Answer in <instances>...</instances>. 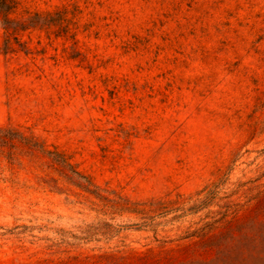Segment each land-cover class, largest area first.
<instances>
[{
	"label": "rangeland",
	"instance_id": "374dc122",
	"mask_svg": "<svg viewBox=\"0 0 264 264\" xmlns=\"http://www.w3.org/2000/svg\"><path fill=\"white\" fill-rule=\"evenodd\" d=\"M17 1L0 264H264V0Z\"/></svg>",
	"mask_w": 264,
	"mask_h": 264
},
{
	"label": "trees",
	"instance_id": "16d2710c",
	"mask_svg": "<svg viewBox=\"0 0 264 264\" xmlns=\"http://www.w3.org/2000/svg\"><path fill=\"white\" fill-rule=\"evenodd\" d=\"M19 2L17 0H0V29L3 32V52L14 51V43L21 46L17 36L30 29H43L50 23L46 20L47 15L41 13H25V16H16L17 7ZM10 141H18L27 146L29 150L38 151L42 156H45L50 162L59 166L62 170L69 172L71 175L69 179L77 178L82 179L85 185H81L83 189L88 190L91 186L88 178L77 172L73 166L67 162L64 155L56 151H49L46 148L39 146L38 142L33 137H27L22 134L11 136L7 138Z\"/></svg>",
	"mask_w": 264,
	"mask_h": 264
}]
</instances>
